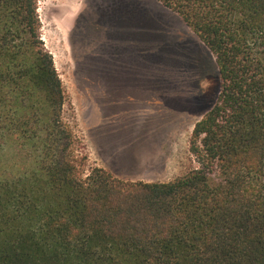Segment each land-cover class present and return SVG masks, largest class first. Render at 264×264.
Returning <instances> with one entry per match:
<instances>
[{"label":"trees","instance_id":"obj_1","mask_svg":"<svg viewBox=\"0 0 264 264\" xmlns=\"http://www.w3.org/2000/svg\"><path fill=\"white\" fill-rule=\"evenodd\" d=\"M154 1L219 76L166 183L88 166L37 1L0 0V264H264V0Z\"/></svg>","mask_w":264,"mask_h":264},{"label":"rangeland","instance_id":"obj_2","mask_svg":"<svg viewBox=\"0 0 264 264\" xmlns=\"http://www.w3.org/2000/svg\"><path fill=\"white\" fill-rule=\"evenodd\" d=\"M36 1L63 117L88 166L147 183L194 169L189 138L217 99L219 76L180 18L154 0Z\"/></svg>","mask_w":264,"mask_h":264},{"label":"crops","instance_id":"obj_3","mask_svg":"<svg viewBox=\"0 0 264 264\" xmlns=\"http://www.w3.org/2000/svg\"><path fill=\"white\" fill-rule=\"evenodd\" d=\"M118 161V160H117ZM122 167H124V168H128L127 166H125V165H123ZM118 179H120V178H118ZM120 180H123V181H132V182H135L136 180H129V179H120ZM142 182V181H141Z\"/></svg>","mask_w":264,"mask_h":264}]
</instances>
